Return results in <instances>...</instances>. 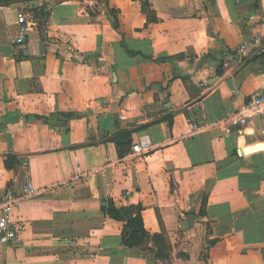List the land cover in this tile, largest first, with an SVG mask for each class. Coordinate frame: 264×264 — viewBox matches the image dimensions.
<instances>
[{
	"label": "crops",
	"instance_id": "crops-1",
	"mask_svg": "<svg viewBox=\"0 0 264 264\" xmlns=\"http://www.w3.org/2000/svg\"><path fill=\"white\" fill-rule=\"evenodd\" d=\"M258 35L264 0H0V196L36 192L0 264H264V119L227 132L264 83V54L236 58ZM108 203L167 257L122 246Z\"/></svg>",
	"mask_w": 264,
	"mask_h": 264
},
{
	"label": "built area",
	"instance_id": "built-area-1",
	"mask_svg": "<svg viewBox=\"0 0 264 264\" xmlns=\"http://www.w3.org/2000/svg\"><path fill=\"white\" fill-rule=\"evenodd\" d=\"M29 30V21L24 14H20L17 18V32L11 39V45L24 46L28 42ZM259 54H264V35L256 36L252 41L251 47L246 44L240 45L236 58L241 62ZM257 118L264 119V83L230 118L227 132L230 131V127H241ZM190 129L196 131L198 126L192 125ZM150 148V143L142 139L132 147V150L137 155H142L147 153ZM35 193L33 186L27 184L24 189V197H18L10 191L0 196V245L16 242L20 227L13 221L14 213L21 208L24 198L31 197Z\"/></svg>",
	"mask_w": 264,
	"mask_h": 264
},
{
	"label": "trees",
	"instance_id": "trees-1",
	"mask_svg": "<svg viewBox=\"0 0 264 264\" xmlns=\"http://www.w3.org/2000/svg\"><path fill=\"white\" fill-rule=\"evenodd\" d=\"M6 165L9 167L8 163L15 161L12 155L6 157ZM103 213L109 218L121 222L123 224L122 231V246L128 249H146L147 243L152 240L158 247V257H167L164 246L163 236L151 237L144 229L141 211L139 207H129V208H116L112 203H108L103 209Z\"/></svg>",
	"mask_w": 264,
	"mask_h": 264
},
{
	"label": "water",
	"instance_id": "water-1",
	"mask_svg": "<svg viewBox=\"0 0 264 264\" xmlns=\"http://www.w3.org/2000/svg\"><path fill=\"white\" fill-rule=\"evenodd\" d=\"M43 47H44V44H41L40 45L41 51H42ZM0 54L11 55L12 54V48L10 46H0ZM21 54L26 55L27 52L26 51L20 52L19 55H21ZM193 220H194V217L191 216L188 220L183 222V225L180 227V229L185 230L186 228L191 227L193 225Z\"/></svg>",
	"mask_w": 264,
	"mask_h": 264
}]
</instances>
